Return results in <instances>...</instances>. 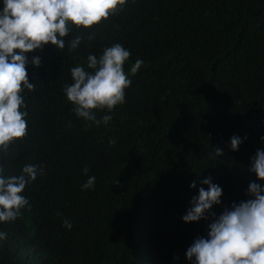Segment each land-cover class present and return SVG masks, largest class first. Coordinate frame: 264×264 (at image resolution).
Wrapping results in <instances>:
<instances>
[{
	"label": "trees",
	"instance_id": "trees-1",
	"mask_svg": "<svg viewBox=\"0 0 264 264\" xmlns=\"http://www.w3.org/2000/svg\"><path fill=\"white\" fill-rule=\"evenodd\" d=\"M76 36L81 43L69 51ZM63 39L62 50L48 44L26 53L35 85L23 93L28 134L0 152V166L5 176L26 165L44 174L22 192L30 207L0 222V264H194L185 253L207 238L213 217H182L207 190L202 181L222 188L210 210L216 218L252 198L251 182L264 187L249 171L264 150V0H126ZM113 44L131 53V85L122 105L96 111L97 119L112 116L97 126L76 116L64 87L72 67L93 71L88 55L99 58ZM233 136L242 140L236 151ZM217 147L223 155L213 158ZM89 176L95 184L83 189Z\"/></svg>",
	"mask_w": 264,
	"mask_h": 264
},
{
	"label": "clouds",
	"instance_id": "clouds-1",
	"mask_svg": "<svg viewBox=\"0 0 264 264\" xmlns=\"http://www.w3.org/2000/svg\"><path fill=\"white\" fill-rule=\"evenodd\" d=\"M126 0H3L0 9V152L7 153L9 146L23 140L28 134L27 112L23 93L25 89L34 91V83L29 82L26 53L42 49L51 44L57 49L65 48L64 37L72 27L90 29L109 16L116 14ZM81 36L68 42L69 51L81 43ZM94 39L93 35L88 40ZM131 53L120 44H113L103 50L97 58L88 55L87 68L83 65L70 69L72 83L65 85L64 94L74 105L76 116L92 121L99 126L111 121V115L96 117V111L111 112L125 102V90L131 80L124 70V64ZM40 65V58L31 61ZM143 61L137 60L130 72L135 75ZM264 140V137L261 138ZM241 138H230V147L238 150ZM114 141H110V144ZM220 148H215L212 157L222 156ZM87 175L89 169H82ZM250 172L257 180L264 181V150H257L252 158ZM5 168L0 166V222L17 219L21 210L29 206L22 195L26 185L44 174L43 167L26 165L22 174L5 176ZM96 177L89 176L83 189H91ZM199 189L198 196L191 200V207L182 217L185 223L206 219V213L213 217L208 225L207 238H197L187 249L185 256L194 264H264V187L251 182L247 194L252 198L238 204L233 203L231 210L225 209L218 218L211 209L221 203L222 188L206 178ZM190 188H195L193 181ZM60 213H58L59 215ZM64 226L71 229L67 219ZM7 238L0 232V240Z\"/></svg>",
	"mask_w": 264,
	"mask_h": 264
}]
</instances>
